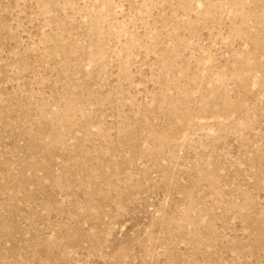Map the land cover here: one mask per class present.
<instances>
[{
    "label": "rangeland",
    "instance_id": "374dc122",
    "mask_svg": "<svg viewBox=\"0 0 264 264\" xmlns=\"http://www.w3.org/2000/svg\"><path fill=\"white\" fill-rule=\"evenodd\" d=\"M0 264H264V0H0Z\"/></svg>",
    "mask_w": 264,
    "mask_h": 264
}]
</instances>
